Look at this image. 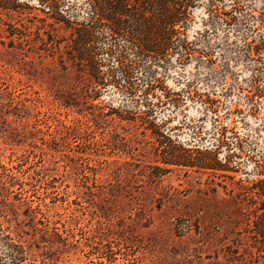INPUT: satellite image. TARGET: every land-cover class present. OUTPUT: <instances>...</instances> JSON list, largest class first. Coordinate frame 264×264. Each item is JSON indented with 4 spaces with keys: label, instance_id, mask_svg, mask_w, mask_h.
I'll return each instance as SVG.
<instances>
[{
    "label": "rangeland",
    "instance_id": "obj_1",
    "mask_svg": "<svg viewBox=\"0 0 264 264\" xmlns=\"http://www.w3.org/2000/svg\"><path fill=\"white\" fill-rule=\"evenodd\" d=\"M91 17L0 0V230L20 264H264V0H194L142 56L106 27L83 44Z\"/></svg>",
    "mask_w": 264,
    "mask_h": 264
},
{
    "label": "trees",
    "instance_id": "obj_2",
    "mask_svg": "<svg viewBox=\"0 0 264 264\" xmlns=\"http://www.w3.org/2000/svg\"><path fill=\"white\" fill-rule=\"evenodd\" d=\"M86 1L94 25L83 28L81 42L83 44L89 42L93 37L94 29L106 27L113 36L120 37L133 45L141 56L156 52L154 51L156 44L160 43L162 46L167 43L172 38L173 32L167 33L166 29L184 23L188 9L194 4V0ZM87 62L92 65L93 55ZM0 250L4 256L9 257L11 264H20L24 260L23 248L14 244L11 238L2 233V230H0Z\"/></svg>",
    "mask_w": 264,
    "mask_h": 264
}]
</instances>
